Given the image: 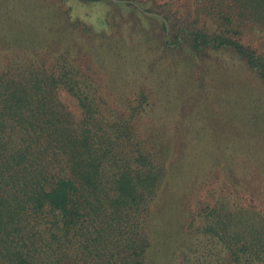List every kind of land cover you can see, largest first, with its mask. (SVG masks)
I'll use <instances>...</instances> for the list:
<instances>
[{
	"label": "trees",
	"instance_id": "trees-1",
	"mask_svg": "<svg viewBox=\"0 0 264 264\" xmlns=\"http://www.w3.org/2000/svg\"><path fill=\"white\" fill-rule=\"evenodd\" d=\"M69 1L0 2V264H154L159 245L171 264H264V204L234 189V173L211 200L179 201L176 235L157 230L175 144L144 123V88L101 92L78 59L94 35ZM104 1L140 14V30L157 19L164 49L238 54L264 86V0H193L183 18L174 0ZM30 4L59 21V36L22 32Z\"/></svg>",
	"mask_w": 264,
	"mask_h": 264
},
{
	"label": "rangeland",
	"instance_id": "rangeland-1",
	"mask_svg": "<svg viewBox=\"0 0 264 264\" xmlns=\"http://www.w3.org/2000/svg\"><path fill=\"white\" fill-rule=\"evenodd\" d=\"M23 1L16 0V8ZM192 1L174 0V13L186 17ZM68 4L90 26L89 36L94 35L83 38L78 59L92 65L101 92L131 95L144 88V123L154 124L175 144L176 173L162 196L157 230L176 235L182 221L179 201L184 206L199 198L211 200L227 188L225 182L231 185L230 173L239 183L235 190H249L256 203L264 204V86L242 58L225 50L198 55L188 44L164 49L161 23L147 17L145 30H140L137 18L142 16L128 6L120 9L104 0ZM26 11L22 32L30 27L32 36L39 30L42 35L59 36L49 33L50 24L59 21L49 18L46 9L30 4ZM102 15L110 20L106 27L98 17ZM64 26L66 35L74 29L72 39H80L81 29ZM138 28L142 36L136 37ZM8 29L16 26L10 24ZM162 252H166L163 247H156L154 264H171L170 255Z\"/></svg>",
	"mask_w": 264,
	"mask_h": 264
}]
</instances>
